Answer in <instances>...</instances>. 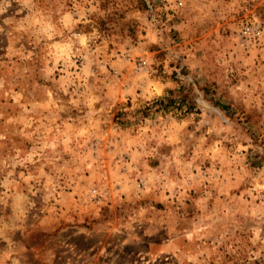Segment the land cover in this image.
Masks as SVG:
<instances>
[{
	"label": "rangeland",
	"instance_id": "1",
	"mask_svg": "<svg viewBox=\"0 0 264 264\" xmlns=\"http://www.w3.org/2000/svg\"><path fill=\"white\" fill-rule=\"evenodd\" d=\"M0 264H264V0H0Z\"/></svg>",
	"mask_w": 264,
	"mask_h": 264
},
{
	"label": "built area",
	"instance_id": "2",
	"mask_svg": "<svg viewBox=\"0 0 264 264\" xmlns=\"http://www.w3.org/2000/svg\"><path fill=\"white\" fill-rule=\"evenodd\" d=\"M143 63H144V61L140 60V61L138 62V67H139V68H142V67H143Z\"/></svg>",
	"mask_w": 264,
	"mask_h": 264
}]
</instances>
